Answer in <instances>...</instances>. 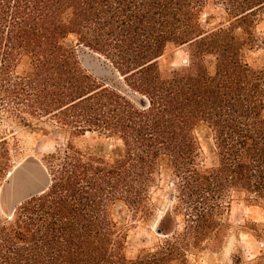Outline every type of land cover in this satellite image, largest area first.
<instances>
[{"label": "trees", "instance_id": "1", "mask_svg": "<svg viewBox=\"0 0 264 264\" xmlns=\"http://www.w3.org/2000/svg\"><path fill=\"white\" fill-rule=\"evenodd\" d=\"M261 14L264 0H0L1 100L25 126L47 119L68 137L44 159L49 188L0 218V264H191L189 249L226 244L235 194L264 209V68L247 55L264 51ZM186 46L189 68L163 70ZM80 49L111 77L90 74ZM88 134L100 142L75 145ZM163 177L165 237L131 260L115 213L151 222ZM248 229L256 257L233 263L264 264V222Z\"/></svg>", "mask_w": 264, "mask_h": 264}, {"label": "rangeland", "instance_id": "2", "mask_svg": "<svg viewBox=\"0 0 264 264\" xmlns=\"http://www.w3.org/2000/svg\"><path fill=\"white\" fill-rule=\"evenodd\" d=\"M219 13L220 10L211 4L203 14L202 25L207 30L210 29L205 25V18L208 15ZM258 20L255 34L260 40H264V14H261ZM67 45L74 47L76 44L71 39ZM189 50L188 46L170 49L159 60L160 66L163 70L189 68ZM247 55L252 66L258 69L264 68V51L260 43L259 46H255L254 50L248 51ZM79 56L83 67L90 74L101 78L111 77L110 72L89 52L80 49ZM205 63L212 68L215 66L216 60L213 56H208ZM27 64V59L22 60L18 66L17 74L22 75ZM42 122L43 124L37 125L39 129L34 125L25 126L20 119L14 116L12 110L0 97V218L9 217L8 204L12 200L23 199L26 195L28 197V194L31 195L48 183L44 159L59 150H64L68 144V137L61 130L51 128L52 123L47 119H43ZM99 142L96 135L88 134L84 139L76 140L75 145L85 149L90 144L94 145ZM23 185L25 187L31 185V191L27 188L26 193L23 190L19 195V190ZM169 188L170 180L163 177L153 189L152 204L156 207V216L149 223L134 218L133 214L128 211L122 212L121 218L117 214L119 210L116 211V220L128 233L126 254L129 259H136L142 250L154 252L161 244V239H164L165 235H158L157 230L160 229V220L173 207L174 198L171 201L172 194L167 195ZM181 220L182 218L178 217V222L181 223ZM261 222H264V209L251 203L245 195L235 194L230 211L231 229L226 244L216 252L189 249L188 256L191 264H234V255L238 254L240 250L245 252L248 261L254 259L259 246L249 234L248 226ZM175 228L174 224L171 231Z\"/></svg>", "mask_w": 264, "mask_h": 264}, {"label": "water", "instance_id": "3", "mask_svg": "<svg viewBox=\"0 0 264 264\" xmlns=\"http://www.w3.org/2000/svg\"><path fill=\"white\" fill-rule=\"evenodd\" d=\"M47 177H48V183L46 184V185H44L41 189H39L38 191H35L33 194H31V195H29L28 197H25V198H23V199H19V198H16V199H14V200H12L9 204H8V216H11V215H13V213L16 211V208L18 207V206H20L23 202H25L26 200H28V199H30V198H32V197H34V196H37V195H40V194H42V193H44L48 188H49V186H50V177H49V175H48V173H47ZM29 188H31V187H29ZM28 188V189H29ZM27 189V190H28ZM18 194V193H17ZM21 193H19V195H20ZM18 195V196H19ZM173 195L171 196V201H173ZM157 234L158 235H164L163 234V232L159 229V230H157Z\"/></svg>", "mask_w": 264, "mask_h": 264}, {"label": "bare ground", "instance_id": "4", "mask_svg": "<svg viewBox=\"0 0 264 264\" xmlns=\"http://www.w3.org/2000/svg\"><path fill=\"white\" fill-rule=\"evenodd\" d=\"M37 183H38V185H39V182H37ZM30 186H31V185H30ZM30 186H29V187H30ZM35 186H36V185H35ZM29 187H25V186L23 185V186L21 187V189L19 190V193H20L21 191H23V190H24L25 193H26V191H27L26 189L29 188ZM37 187H38V186H37ZM38 188H39V187H38ZM34 189H35V188H34ZM34 189H32V190H34ZM28 190H30V188H29ZM30 191H31V190H30ZM34 192H35V191H34ZM27 194H28V193H27ZM32 194H33V193H32ZM25 195H26V194H25ZM25 195H24V196H25ZM28 195H30V194H28ZM26 197H27V195H26Z\"/></svg>", "mask_w": 264, "mask_h": 264}]
</instances>
